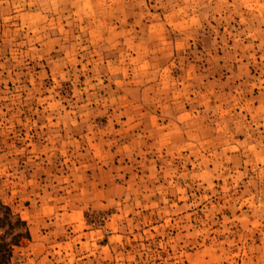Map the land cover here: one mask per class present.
Segmentation results:
<instances>
[{
	"label": "rangeland",
	"instance_id": "374dc122",
	"mask_svg": "<svg viewBox=\"0 0 264 264\" xmlns=\"http://www.w3.org/2000/svg\"><path fill=\"white\" fill-rule=\"evenodd\" d=\"M147 2L142 9L125 0L98 30L88 28L87 7L73 10L83 13L80 19L58 8L48 18L54 28L34 14L0 18V64L5 65L0 69V97H5L0 100V219L8 216L11 223H24L14 230L0 227V238L10 250L0 264H264V166L253 171V165H247L248 176L241 181L225 171L213 180L217 195L209 191L210 202H200L205 193L198 185L182 188L187 199L149 195L161 185L167 187L160 158L166 150L154 147L164 142L170 122L161 118L158 106L164 104L158 99L163 93L157 92L155 81L145 82L130 70L118 73L114 81L104 71L110 62L129 65L141 56L158 58L164 52L180 64L181 43L169 41V26L154 20L159 16L163 21L166 10L155 7V0ZM226 26L213 21L219 47L193 46L194 53L217 57L211 67L203 59L189 58L187 67L171 70V78L210 72L212 90L237 96L240 103L234 111L248 122L264 102V49L243 36V44H238L234 37L242 31L239 24L232 23L231 35ZM17 28L21 33L13 39ZM249 43L253 47L245 48ZM168 73L165 67L157 76L161 86H171ZM100 81L103 86L97 88ZM242 81L251 90L239 96ZM145 91L151 103H144ZM90 92L93 100H110V106L105 110L101 105L104 114L89 115L82 124L78 109ZM16 99L20 102L13 105ZM214 106L210 101L209 107ZM192 107L186 104L185 114ZM202 110L203 104L196 109ZM235 140L244 136L222 142L215 151L232 157L237 154ZM181 155L196 160L187 151ZM245 159L239 156V171H245ZM153 167L157 181L143 179L152 175ZM224 167L232 169L234 162ZM186 168L194 171L192 163ZM84 198L111 207L106 214L81 211ZM15 233L27 235L14 244Z\"/></svg>",
	"mask_w": 264,
	"mask_h": 264
},
{
	"label": "clouds",
	"instance_id": "9594fccd",
	"mask_svg": "<svg viewBox=\"0 0 264 264\" xmlns=\"http://www.w3.org/2000/svg\"><path fill=\"white\" fill-rule=\"evenodd\" d=\"M125 0H0V18L12 19L14 15L23 14L27 18L29 14H34L41 20H48L47 27L54 28L57 25L49 20V15L56 12L59 8L61 14L64 11L73 13L74 9H83L87 7L90 15L88 17V28L99 29L100 22L114 11H118ZM140 6L146 9L149 4L147 0H128V6ZM155 7L164 8L167 15L163 21L157 16L154 18L155 23L168 25L165 29L169 41H179L181 47L177 49V55L181 58L180 64H174L172 61L176 57L169 58V52H164L160 57L148 56L144 59L140 57L138 61L130 62L129 65L120 63H108L104 65V71L110 73V78L114 81L117 74H127L130 70L131 74L139 77L145 82L155 81L154 87L158 93H163L158 99L164 100V104L158 106L162 108V117H169L168 133L164 142L154 145L158 149L166 150V154L160 158L163 162L162 172L163 179L167 187L163 185L160 188L149 191V195H156L157 192L163 194L170 193L172 196L187 199L182 188L198 185L204 190V199L211 201V196L207 195L211 191L212 195H217L215 192L214 179H219L225 171L230 175H235L237 181L243 180L248 176L247 165H253L252 170L256 171V166H264V102L261 103L259 111H253L251 121L245 122L238 118V114L234 109L239 106L237 96H224L220 89L212 90V84L207 80V75L203 77H188L180 76L179 78H171V70L175 67H187L186 59L191 58L195 61L203 59L211 67V61L217 59L211 52L205 56L201 52L194 53L193 46L199 45L205 50L209 47H219L215 42V36L218 35L216 28L213 27V21L218 27L222 23L227 25L225 32L231 35L229 28L232 23L239 24L242 31L234 37L238 44H243L240 36L250 41L257 42L258 49H264V0H155ZM43 13V15H41ZM74 14L75 19H80L83 13L77 11ZM147 14V13H146ZM150 15V14H148ZM124 20L121 19V23ZM21 29L17 28L13 34L19 36ZM209 37H212L209 43ZM78 39V38H77ZM191 41V43H189ZM11 43V41H9ZM79 46V45H77ZM112 47H115L113 44ZM174 47V45H173ZM245 48L253 47L252 43L244 46ZM264 59V56L261 57ZM12 59L15 61L16 56ZM19 64V61H17ZM5 65L0 64V69H4ZM74 67V65H73ZM167 67L169 70V83L171 86H161V81L157 79L158 75L163 74V69ZM246 66H242V74ZM87 69V65H85ZM96 73L95 78L99 81V70L93 68ZM68 79V74L64 77ZM191 79V83L189 80ZM243 81L238 88V95L243 96L245 89ZM264 84V81H261ZM100 81L96 87H102ZM255 85H253L254 87ZM204 88L206 91L202 94L199 89ZM191 94V95H190ZM111 95V94H110ZM93 93H89V99L79 106L78 111L82 113L81 123H87L89 115L101 116L100 106L103 105L105 110L110 106V100L103 97L92 99ZM195 97L193 99L192 97ZM230 98V99H229ZM5 97H0L4 100ZM144 103L152 101L147 96V91L144 93ZM80 100L77 94V101ZM210 101L214 103V107H209ZM18 99L11 100L13 105L18 104ZM96 104V108L90 109V104ZM192 105V111L185 114V105ZM203 104L202 112L196 111L199 105ZM62 110V106H58ZM247 107V105H245ZM47 111V109H46ZM209 113L211 115L209 116ZM76 113H73V117ZM207 121V123H205ZM103 126V125H101ZM243 135L244 140H235L236 153L232 157H225L223 152H216L215 148L222 142L232 141L235 137ZM243 149L241 152L240 150ZM187 151L190 155L195 156L193 162L187 156L181 155ZM239 156L246 157L245 171H239L238 159ZM227 161H233L232 169H225L224 164ZM192 163L194 171H188L186 165ZM155 161H153V165ZM213 167L209 168V165ZM262 174L261 185H264V167L260 168ZM159 174L152 169L150 177H144L145 180L157 181ZM249 186L255 188L257 185L251 179L248 181ZM81 211H87L91 214L107 213L111 205L101 204L98 199L84 198V203L80 206ZM261 226L264 227V220L261 221Z\"/></svg>",
	"mask_w": 264,
	"mask_h": 264
},
{
	"label": "trees",
	"instance_id": "16d2710c",
	"mask_svg": "<svg viewBox=\"0 0 264 264\" xmlns=\"http://www.w3.org/2000/svg\"><path fill=\"white\" fill-rule=\"evenodd\" d=\"M5 225H8L10 230H14L15 228L19 226H23L24 223L21 222L19 219H17L14 223H11L9 220V217L4 216L3 218L0 219V227H4ZM26 235L27 233L26 234L15 233L13 235V243L17 244L18 240ZM9 252L10 250L8 248V245L2 241V238H0V258L1 260H4L5 258H7L9 255Z\"/></svg>",
	"mask_w": 264,
	"mask_h": 264
}]
</instances>
